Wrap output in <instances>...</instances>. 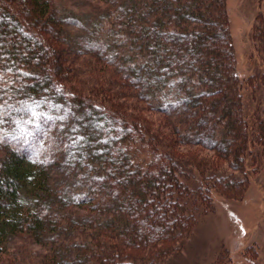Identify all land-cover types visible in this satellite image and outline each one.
Wrapping results in <instances>:
<instances>
[{
    "label": "trees",
    "instance_id": "1",
    "mask_svg": "<svg viewBox=\"0 0 264 264\" xmlns=\"http://www.w3.org/2000/svg\"><path fill=\"white\" fill-rule=\"evenodd\" d=\"M84 5L0 0V264H164L247 183L224 0Z\"/></svg>",
    "mask_w": 264,
    "mask_h": 264
},
{
    "label": "rangeland",
    "instance_id": "2",
    "mask_svg": "<svg viewBox=\"0 0 264 264\" xmlns=\"http://www.w3.org/2000/svg\"><path fill=\"white\" fill-rule=\"evenodd\" d=\"M86 1L61 3L73 12H83ZM224 5L243 114L248 123L242 174L247 183L239 197L233 199L213 189L211 207L198 213L185 244L164 264H264V153L252 142L255 120L264 116V44L254 36L255 26L264 20V0H224ZM51 172L55 179L62 178L58 167L52 166ZM182 180L186 181V175Z\"/></svg>",
    "mask_w": 264,
    "mask_h": 264
}]
</instances>
